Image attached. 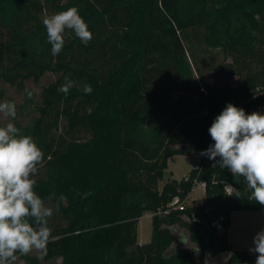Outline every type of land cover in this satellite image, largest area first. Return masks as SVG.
<instances>
[{
    "label": "trees",
    "instance_id": "16d2710c",
    "mask_svg": "<svg viewBox=\"0 0 264 264\" xmlns=\"http://www.w3.org/2000/svg\"><path fill=\"white\" fill-rule=\"evenodd\" d=\"M73 6L93 39L85 45L66 32L53 56L42 20ZM192 38L229 56L224 82L207 80L190 60ZM47 72L59 76L43 87L25 135L44 153L36 192L60 207L46 255L20 256L25 264H206L224 251L227 264H255L256 254L228 239L232 211L264 209L248 199L243 177L220 168L219 157L203 156L181 179L167 169L171 156L214 144L208 129L228 103L246 114L264 106V0H0V79L23 89ZM65 78L75 82L67 96L58 91ZM61 121L65 133L56 136ZM199 182L204 201L174 208ZM147 212L152 237L140 244Z\"/></svg>",
    "mask_w": 264,
    "mask_h": 264
},
{
    "label": "clouds",
    "instance_id": "9594fccd",
    "mask_svg": "<svg viewBox=\"0 0 264 264\" xmlns=\"http://www.w3.org/2000/svg\"><path fill=\"white\" fill-rule=\"evenodd\" d=\"M46 29L51 54L58 55L64 48L66 32L74 33L85 45L93 39V33L78 7H70L42 20ZM75 82L65 78L58 91L67 96ZM30 99L32 92L25 89ZM85 94H90V85H84ZM0 114L9 122L0 126V264H15L20 256L32 252L47 253L52 236L49 220L59 211L47 206L36 192L34 178L38 166L44 160L42 149L30 135H23L13 122L17 116L16 104L0 102ZM214 144L201 155L210 160L220 158L218 166L228 169L236 177H243L249 200L264 206V114H246L243 108L232 103L217 115L208 129ZM232 189L230 195L241 198V192ZM79 195V193H78ZM90 192L81 197L87 198ZM63 199V196L59 198ZM254 247L249 251L256 254L255 264H264V229L253 238Z\"/></svg>",
    "mask_w": 264,
    "mask_h": 264
},
{
    "label": "rangeland",
    "instance_id": "374dc122",
    "mask_svg": "<svg viewBox=\"0 0 264 264\" xmlns=\"http://www.w3.org/2000/svg\"><path fill=\"white\" fill-rule=\"evenodd\" d=\"M193 39V38H192ZM186 46L189 47L191 44L185 42ZM189 58L192 61L194 58L198 60L203 68V73L207 77V80L215 81L219 80L224 82V74L230 70L228 63L231 61L230 58H226L224 53L220 49L214 50H205L202 46L198 45L196 40L193 39V52L189 50ZM59 75L56 73L47 72L43 75L40 81L35 82L33 79H27L24 82V88L19 89L17 86L10 85L9 83L0 79V90H4V96L0 99V102L11 101L16 104L17 116L13 121L17 128L20 129L21 134L25 135L28 128H32L34 125V117L39 116L40 112L37 106L42 101V91L43 87L48 85L50 82L55 81ZM233 81V80H232ZM25 89L32 92V97L29 99ZM259 113L264 114V110ZM9 122V118L5 117L3 114H0V126L6 125ZM59 128L53 127L52 133L56 136L65 133L64 122L61 121ZM202 155L199 151H194L189 155H175L169 159V167L167 169V175H170V172L173 171L172 177L182 178L188 174L193 168H196L199 165ZM44 173L43 167H38L37 174ZM163 182H161L162 184ZM204 193V188L201 185H198L197 189L193 193V197H200ZM47 206L55 207L52 199L45 202ZM190 202L185 200V204L188 205ZM139 233L140 241L146 239V242H149L151 239L152 232V222L151 218L147 215H144L140 219L139 224ZM179 228L176 229L178 232ZM52 245L56 247L61 246L60 239H55L52 242ZM190 247L193 245L190 243ZM176 249V245L173 246L171 252ZM31 254H40L37 252H32ZM62 258L57 257L55 259L45 261L43 260L41 264H60ZM15 264H25V260L21 257L15 262Z\"/></svg>",
    "mask_w": 264,
    "mask_h": 264
},
{
    "label": "crops",
    "instance_id": "0c3cea01",
    "mask_svg": "<svg viewBox=\"0 0 264 264\" xmlns=\"http://www.w3.org/2000/svg\"><path fill=\"white\" fill-rule=\"evenodd\" d=\"M199 152L202 153L203 151H199ZM171 157H173V156H171ZM202 157H203V155H202ZM202 157H201V159H202ZM201 159H200V161H201ZM168 164H169V160H168ZM172 174H173V171L170 172L171 176H172ZM186 175H188V174H186ZM179 179H181V178H179ZM198 185L203 186L204 193L200 197H193V193L197 189ZM205 192H206L205 183L199 182L194 186L193 190L188 195L186 201L192 202L193 200H196L197 202H202L205 199ZM144 215L149 216L151 218V222H152V213L151 212H147ZM139 224H140V220H139ZM138 227H139V225H138ZM179 229L180 230H178V232L183 231L182 228H179ZM262 229H264V209H261V210H234V211H232L231 212V225H230L229 234H228V239H229V244H230L231 249H233V250H237V249L246 250L249 253L255 254L253 252H250L249 249L254 247L253 238ZM151 237H152V232H151ZM140 239H141V237H140L139 228H138V242L140 244L148 243V242H146L147 241L146 239H143V241H140ZM150 241H151V239H150ZM175 245L177 248L178 245L176 244V242L173 246H175ZM230 255H231V251L219 252L215 256L208 258L206 260V264H227V261H228Z\"/></svg>",
    "mask_w": 264,
    "mask_h": 264
},
{
    "label": "built area",
    "instance_id": "2783aa9c",
    "mask_svg": "<svg viewBox=\"0 0 264 264\" xmlns=\"http://www.w3.org/2000/svg\"><path fill=\"white\" fill-rule=\"evenodd\" d=\"M262 110H264V106H260L259 108L255 109V110H252L251 113H252V112H260V111H262ZM217 158H218V157H217ZM185 177H187V175H186ZM229 186H231V187H233V186H232V185H227V186H226L228 192H232V189L229 188ZM233 188H234V187H233ZM174 203L176 204V205H174V208L184 209V207L186 206V204H185V200H184V201H179L178 198H176V199L173 201L172 204H174ZM219 227L221 228V225H219Z\"/></svg>",
    "mask_w": 264,
    "mask_h": 264
}]
</instances>
